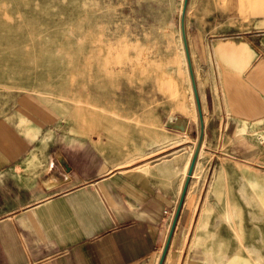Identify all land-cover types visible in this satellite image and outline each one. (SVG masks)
<instances>
[{
    "label": "crops",
    "instance_id": "1",
    "mask_svg": "<svg viewBox=\"0 0 264 264\" xmlns=\"http://www.w3.org/2000/svg\"><path fill=\"white\" fill-rule=\"evenodd\" d=\"M188 5V43L202 76L201 88L195 68L202 148L220 141L232 160L262 167L254 129L264 123V0ZM178 112L129 111L146 135L140 150L156 158L126 163L88 137L56 133L44 141L37 118L0 110V264H159L193 156L187 166L169 158L170 139L200 127ZM181 116L185 130L165 126ZM152 123L162 128L155 138L147 133ZM191 183L163 264H178L174 252L194 217Z\"/></svg>",
    "mask_w": 264,
    "mask_h": 264
},
{
    "label": "rangeland",
    "instance_id": "2",
    "mask_svg": "<svg viewBox=\"0 0 264 264\" xmlns=\"http://www.w3.org/2000/svg\"><path fill=\"white\" fill-rule=\"evenodd\" d=\"M183 3L0 0V110L37 118L44 141L77 135L126 163L144 155L154 160L155 150H140L145 133L129 111H182L199 123L182 40ZM191 55L202 88L198 56ZM147 127L160 136L155 123ZM187 136L170 139L175 147L168 155L186 166L198 129ZM254 136L264 147V123ZM204 144L189 192L194 217L174 252L178 264H264V166L232 160L220 141Z\"/></svg>",
    "mask_w": 264,
    "mask_h": 264
},
{
    "label": "water",
    "instance_id": "3",
    "mask_svg": "<svg viewBox=\"0 0 264 264\" xmlns=\"http://www.w3.org/2000/svg\"><path fill=\"white\" fill-rule=\"evenodd\" d=\"M188 3L189 0H184L183 3V7H182V13H181V31H182V38H183V43H184V48H185V53H186V58H187V62H188V68H189V72H190V77H191V81H192V86H193V90H194V96L196 99V104H197V110H198V116H199V134L197 137V143L194 149V153L191 159V163L188 169V175L186 176L185 182H184V186L182 189V193L177 205V209H176V213H175V217H174V221L172 223V226L170 228L169 231V235H168V239L165 243V246L163 248L162 251V255L159 261V264H163L164 263V259L166 257V254L169 250L170 247V243L176 228V224L178 221V218L180 216V212L182 210V206L184 203V199L188 190V186L190 184L193 172H194V168L196 165V161L198 159L199 156V152L200 149L202 147L203 144V140H204V132H205V127H204V118H203V114H202V107H201V102H200V96L198 93V85H197V81H196V75H195V71H194V67H193V62H192V57H191V53H190V48H189V43H188V37H187V32H186V13H187V9H188ZM167 126L169 127H176L178 129L181 130H185L186 129V125L185 122L182 120L178 123H168Z\"/></svg>",
    "mask_w": 264,
    "mask_h": 264
},
{
    "label": "bare ground",
    "instance_id": "4",
    "mask_svg": "<svg viewBox=\"0 0 264 264\" xmlns=\"http://www.w3.org/2000/svg\"><path fill=\"white\" fill-rule=\"evenodd\" d=\"M189 6V5H188ZM182 40H183V38H182ZM183 46H184V43H183ZM184 53H185V48H184ZM185 58H186V53H185ZM186 62H187V58H186ZM187 67H188V62H187ZM188 72H189V68H188ZM189 75H190V72H189ZM190 81H191V77H190ZM191 85H192V81H191ZM192 90H193V86H192ZM193 94H194V90H193ZM196 100V99H195ZM195 103H196V101H195ZM196 107H197V105H196ZM197 112H198V110H197ZM198 118H199V116H198ZM202 148V147H201ZM200 151H201V149H200ZM199 154H200V152H199ZM198 158H199V156H198ZM197 163V162H196ZM190 166V165H189ZM188 169H189V167H188ZM188 169H187V172H186V176L188 175ZM194 176V172H193V175H192V177Z\"/></svg>",
    "mask_w": 264,
    "mask_h": 264
}]
</instances>
